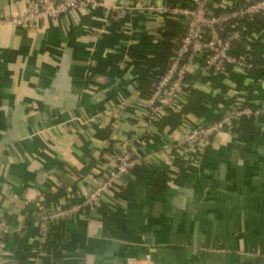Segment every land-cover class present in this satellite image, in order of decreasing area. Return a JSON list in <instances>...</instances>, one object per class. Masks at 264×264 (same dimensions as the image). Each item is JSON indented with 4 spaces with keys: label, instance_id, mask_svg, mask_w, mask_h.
I'll return each mask as SVG.
<instances>
[{
    "label": "crops",
    "instance_id": "crops-1",
    "mask_svg": "<svg viewBox=\"0 0 264 264\" xmlns=\"http://www.w3.org/2000/svg\"><path fill=\"white\" fill-rule=\"evenodd\" d=\"M100 1L32 29L0 24V219L11 227L1 264H264V16L253 68L192 75L194 103L180 98L147 134L139 104L169 64L160 43L173 20L159 9L177 0ZM30 3L0 0V18ZM234 102L261 114L217 133L202 156L166 151ZM116 148L144 164L41 240L40 211L82 202Z\"/></svg>",
    "mask_w": 264,
    "mask_h": 264
},
{
    "label": "built area",
    "instance_id": "built-area-1",
    "mask_svg": "<svg viewBox=\"0 0 264 264\" xmlns=\"http://www.w3.org/2000/svg\"><path fill=\"white\" fill-rule=\"evenodd\" d=\"M32 6L20 17L0 18V24L11 23L17 27L32 29L42 18L57 20L60 16L75 10L92 13L103 6L100 0H31ZM213 0L173 1L160 7L166 16L183 27L182 37L175 43L169 54V64L154 82L148 97L140 102L147 117L149 134L151 126L166 110L175 108L177 101L192 99L196 87L191 76L217 77L233 68L248 71L253 68L249 52L251 36L255 31V19L264 15V0H236L221 5L215 12ZM108 20V16L104 15ZM100 35V34H99ZM98 33L94 35L99 37ZM245 46L246 52L239 54L236 49ZM261 110L232 103L214 122L193 126L181 139L169 143L166 151L184 149L188 153L202 156L219 132L236 135L243 119L258 117ZM119 149V151H118ZM113 168L107 171L98 185L91 189L82 202L52 213L40 211L36 226L42 227L41 240L46 238L48 224L68 219L82 208L90 211L102 201L104 195L117 187L121 178L134 168L141 166L145 158L129 150L116 148ZM11 233L7 220L0 219V264L4 254L6 238Z\"/></svg>",
    "mask_w": 264,
    "mask_h": 264
},
{
    "label": "trees",
    "instance_id": "trees-1",
    "mask_svg": "<svg viewBox=\"0 0 264 264\" xmlns=\"http://www.w3.org/2000/svg\"><path fill=\"white\" fill-rule=\"evenodd\" d=\"M264 16V15H263ZM258 17H262L261 15ZM257 17V18H258ZM163 33H162V41L160 43L161 45V49L163 50V53L167 54L169 56V54L171 53L172 49L175 46V43L182 37L183 35V27L176 24L173 21H166L165 26L163 27ZM194 103V98L192 99V101L190 102V105H192ZM189 105V106H190ZM191 107H188L186 110H191ZM220 118V116H216L215 120L216 121Z\"/></svg>",
    "mask_w": 264,
    "mask_h": 264
}]
</instances>
